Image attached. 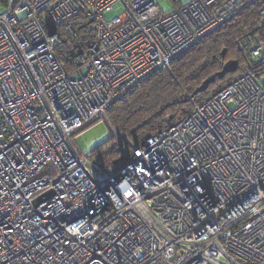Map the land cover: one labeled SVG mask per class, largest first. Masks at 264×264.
Masks as SVG:
<instances>
[{
  "label": "built area",
  "instance_id": "obj_1",
  "mask_svg": "<svg viewBox=\"0 0 264 264\" xmlns=\"http://www.w3.org/2000/svg\"><path fill=\"white\" fill-rule=\"evenodd\" d=\"M251 1L0 0V264H264L261 39L183 118L121 144L116 168L74 143ZM81 13L95 42L68 71L57 47Z\"/></svg>",
  "mask_w": 264,
  "mask_h": 264
},
{
  "label": "trees",
  "instance_id": "obj_2",
  "mask_svg": "<svg viewBox=\"0 0 264 264\" xmlns=\"http://www.w3.org/2000/svg\"><path fill=\"white\" fill-rule=\"evenodd\" d=\"M172 1L175 8H179L192 0L185 3L181 0ZM263 9L264 0L251 1L222 26L172 60L169 68L157 70L108 108L106 114L109 122L128 140L123 144L129 154L131 144L139 146L146 138L167 129L191 111L194 105L237 76L242 68L250 66V59L246 52L240 50L239 42L245 46H249V41L261 39L264 42ZM72 22L75 36H69L64 31V36L70 40L69 46L64 42L57 47L59 60L68 71L78 66L74 58L86 52L95 42L93 23L87 15L81 13ZM224 50L226 52L223 55ZM230 60L238 61L241 68L227 74L222 80L216 79L206 92L193 97L194 91L203 81L220 72ZM252 64L258 74H264V55ZM119 144L111 136L94 148L93 152L99 156L100 165L105 170L117 167L115 163L120 160Z\"/></svg>",
  "mask_w": 264,
  "mask_h": 264
},
{
  "label": "rangeland",
  "instance_id": "obj_3",
  "mask_svg": "<svg viewBox=\"0 0 264 264\" xmlns=\"http://www.w3.org/2000/svg\"><path fill=\"white\" fill-rule=\"evenodd\" d=\"M182 3L187 2L188 0H181ZM159 5L161 12L164 14L170 13L175 8V4L172 0H156ZM117 16L115 9H111L104 14L105 20L111 21ZM238 71V70H237ZM236 71V72H237ZM235 73V72H234ZM119 134L106 119H100L92 125L86 127L80 131L75 136V145L79 148L80 152H88L93 150L99 144L107 141L111 136H114V139L120 143L118 146L124 143V138ZM120 149V148H119Z\"/></svg>",
  "mask_w": 264,
  "mask_h": 264
},
{
  "label": "water",
  "instance_id": "obj_4",
  "mask_svg": "<svg viewBox=\"0 0 264 264\" xmlns=\"http://www.w3.org/2000/svg\"><path fill=\"white\" fill-rule=\"evenodd\" d=\"M226 50H224L223 55L225 54ZM239 68V64L238 61L236 60H230L228 62L225 63L223 69L218 72L217 74L211 76L210 78L206 79L205 81H203V83L194 91L193 93V97L200 94V93H204L207 91V89L209 88V86L214 83L217 80H222L227 74H231L234 73L238 70ZM124 159H120L118 160L115 164H119L120 162H122Z\"/></svg>",
  "mask_w": 264,
  "mask_h": 264
}]
</instances>
